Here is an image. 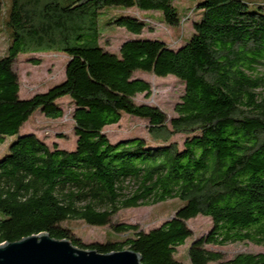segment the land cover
<instances>
[{
    "label": "trees",
    "instance_id": "1",
    "mask_svg": "<svg viewBox=\"0 0 264 264\" xmlns=\"http://www.w3.org/2000/svg\"><path fill=\"white\" fill-rule=\"evenodd\" d=\"M193 1L182 18L172 0L10 1L0 55V143L10 138L0 156V243L46 232L99 253L129 248L141 264H183L177 247L192 235L188 220L202 215L210 225L189 242V264H264V5ZM148 10L170 27L189 21L185 42L143 36L149 16L139 11ZM102 11L129 34L117 50L100 43ZM46 50L67 55L63 78L21 96L16 59L38 64ZM138 73L183 84L173 115L135 101L151 88ZM66 101L71 147L24 129L36 113L61 118ZM124 115L147 122L146 138L110 139L107 128ZM170 199V217L146 231L114 219ZM74 221L111 230L85 243ZM235 242L263 248L225 259L211 247Z\"/></svg>",
    "mask_w": 264,
    "mask_h": 264
},
{
    "label": "rangeland",
    "instance_id": "2",
    "mask_svg": "<svg viewBox=\"0 0 264 264\" xmlns=\"http://www.w3.org/2000/svg\"><path fill=\"white\" fill-rule=\"evenodd\" d=\"M11 0H0V55H2L7 47L8 31L4 26L3 19L7 16V10ZM250 5L257 7L258 4L264 5V0H248ZM175 5L178 15L182 18L186 16L192 8H194L196 1L193 0H172ZM110 9V8H109ZM129 14L137 13L134 9L130 11L128 8H122ZM106 10V9H105ZM122 11V10H121ZM141 17L149 16L148 25L142 35L150 37H158L166 40L169 46L177 47L182 42L180 40L182 34L190 29L189 21L184 22L181 26L170 27L159 21L155 16L161 17V11H139ZM106 11L100 13V43L109 50H117L120 43L129 37L125 29L117 28L115 25L107 23ZM147 18V17H145ZM147 21V20H146ZM24 54H20L14 63V69L19 75L20 81V95L23 97L31 96L34 92L44 90L49 84L57 82L63 78L64 64L66 63L67 55L62 51L46 50L37 56L40 60L38 64H34L29 59H26ZM36 57V55H35ZM142 78L150 82V95L146 96L143 93L136 95L135 101L146 102L153 104L164 111L167 116L174 114V103L178 101L182 92L183 84L174 76L168 75L165 77H156L150 74L138 73ZM66 99L68 98L65 96ZM64 115L58 119H48L40 113L33 115L24 125V129L33 130L38 135L43 137L46 141H57L59 146L71 147L72 139V120L71 107L67 106V101L62 102ZM147 122L139 117L124 115L118 124L107 128V133L112 141L129 136L145 137L147 130ZM65 133V134H64ZM64 134V139L59 136ZM146 138V137H145ZM10 138L0 143V156L7 150V143ZM177 200L170 199L165 202L156 204H145L138 207H131L121 210L114 216V219L128 224L137 225V229L146 231L151 227L160 223L164 218L170 217L172 208ZM188 227L192 231V235L184 244L177 247L175 255L181 259L183 264H189L185 257L187 246L189 242L197 236L203 235L207 232L210 220L206 216H196L188 220ZM76 233H78L85 243L93 240H103L106 233L111 230L110 226H91L86 225L81 221H74L72 223ZM213 249H218L225 259L231 258L240 252H257L262 250L261 245L252 242H235L226 243L224 245L211 246ZM85 249V248H82ZM212 264V263H210Z\"/></svg>",
    "mask_w": 264,
    "mask_h": 264
},
{
    "label": "water",
    "instance_id": "3",
    "mask_svg": "<svg viewBox=\"0 0 264 264\" xmlns=\"http://www.w3.org/2000/svg\"><path fill=\"white\" fill-rule=\"evenodd\" d=\"M0 264H141V256L129 248L108 253L81 249L41 232L0 243Z\"/></svg>",
    "mask_w": 264,
    "mask_h": 264
}]
</instances>
